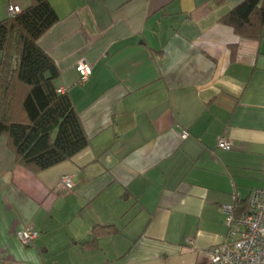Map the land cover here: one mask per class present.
<instances>
[{
	"label": "crops",
	"instance_id": "1",
	"mask_svg": "<svg viewBox=\"0 0 264 264\" xmlns=\"http://www.w3.org/2000/svg\"><path fill=\"white\" fill-rule=\"evenodd\" d=\"M244 1L49 0L38 46L90 145L33 174L0 137V264H209L224 208L264 189V23L256 41L220 23Z\"/></svg>",
	"mask_w": 264,
	"mask_h": 264
},
{
	"label": "trees",
	"instance_id": "2",
	"mask_svg": "<svg viewBox=\"0 0 264 264\" xmlns=\"http://www.w3.org/2000/svg\"><path fill=\"white\" fill-rule=\"evenodd\" d=\"M224 1L213 0L214 5ZM260 1L245 0L220 23L240 39L259 40L264 23ZM58 20L49 0H28L26 8L0 20V137L14 163L33 174L70 161L90 145L70 97L54 84L58 71L53 61L38 46ZM247 210L248 204L236 202L234 217ZM112 232V227H96L92 241Z\"/></svg>",
	"mask_w": 264,
	"mask_h": 264
},
{
	"label": "built area",
	"instance_id": "3",
	"mask_svg": "<svg viewBox=\"0 0 264 264\" xmlns=\"http://www.w3.org/2000/svg\"><path fill=\"white\" fill-rule=\"evenodd\" d=\"M20 9L8 5L5 13L9 16L17 14ZM78 83L85 84L91 75V67L80 63L75 67ZM63 92L62 89L59 90ZM181 134V138H185ZM216 148L229 151L231 144L220 138ZM58 186L70 191L72 189L71 177H61ZM226 215V234L222 241L208 251L209 264H264V189L253 190L249 197L248 210L239 219L234 217L233 208H224ZM39 233L32 228H26L16 234L19 243L28 247L36 240Z\"/></svg>",
	"mask_w": 264,
	"mask_h": 264
},
{
	"label": "rangeland",
	"instance_id": "4",
	"mask_svg": "<svg viewBox=\"0 0 264 264\" xmlns=\"http://www.w3.org/2000/svg\"><path fill=\"white\" fill-rule=\"evenodd\" d=\"M28 0H0V20H3L4 18H6V13H5V8L7 7L8 3H18V4H27Z\"/></svg>",
	"mask_w": 264,
	"mask_h": 264
}]
</instances>
